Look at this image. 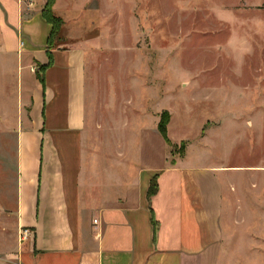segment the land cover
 <instances>
[{
	"label": "crops",
	"instance_id": "crops-1",
	"mask_svg": "<svg viewBox=\"0 0 264 264\" xmlns=\"http://www.w3.org/2000/svg\"><path fill=\"white\" fill-rule=\"evenodd\" d=\"M45 3L0 0V251L23 264L225 263L219 168L170 160L162 112L123 94L117 112L113 95H90L91 38L54 0L63 24L47 48ZM22 227L34 232L24 245Z\"/></svg>",
	"mask_w": 264,
	"mask_h": 264
},
{
	"label": "rangeland",
	"instance_id": "rangeland-1",
	"mask_svg": "<svg viewBox=\"0 0 264 264\" xmlns=\"http://www.w3.org/2000/svg\"><path fill=\"white\" fill-rule=\"evenodd\" d=\"M82 1L59 0L91 38L89 94L162 112L170 160L223 170L226 262L210 264H264V0Z\"/></svg>",
	"mask_w": 264,
	"mask_h": 264
},
{
	"label": "trees",
	"instance_id": "trees-1",
	"mask_svg": "<svg viewBox=\"0 0 264 264\" xmlns=\"http://www.w3.org/2000/svg\"><path fill=\"white\" fill-rule=\"evenodd\" d=\"M53 4H54V0H46V3L41 9L42 17L51 25V31L47 39V48H50L51 46H53V41L58 38V33L63 24L62 19L53 13L52 11ZM167 121H168V118H166L165 120L161 119L159 123V128H160V131L165 141L169 145H172L166 133ZM155 190H156V183H155V180H152V183L148 191V195H151Z\"/></svg>",
	"mask_w": 264,
	"mask_h": 264
},
{
	"label": "built area",
	"instance_id": "built-area-1",
	"mask_svg": "<svg viewBox=\"0 0 264 264\" xmlns=\"http://www.w3.org/2000/svg\"><path fill=\"white\" fill-rule=\"evenodd\" d=\"M31 228L22 227L18 232V243L22 244L24 241L30 240L33 236ZM0 264H23L17 253L0 255Z\"/></svg>",
	"mask_w": 264,
	"mask_h": 264
}]
</instances>
